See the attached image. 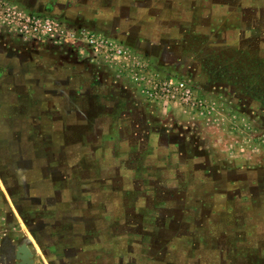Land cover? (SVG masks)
I'll return each instance as SVG.
<instances>
[{
  "label": "rangeland",
  "instance_id": "rangeland-1",
  "mask_svg": "<svg viewBox=\"0 0 264 264\" xmlns=\"http://www.w3.org/2000/svg\"><path fill=\"white\" fill-rule=\"evenodd\" d=\"M156 1L153 12L145 0L138 18L172 12L175 46L165 50V36L156 55L137 59L134 43L93 32L80 33L78 56L66 46L68 35L57 45L67 28H87L83 12L92 13L95 3L113 21L105 34L117 35L127 17L121 12L136 11L134 1L115 7V0H0L19 16L56 22L55 37H25L15 23L1 21L0 32L33 42L49 60L81 63L78 73L63 76L79 83L67 92L84 96L94 119L91 128L64 122L83 138L64 151L78 192L57 207L53 201L51 214L26 216L36 222L31 232L18 215L8 230L2 220L9 216L0 215V264L20 262L24 238L27 245L18 247L32 254L31 264H264V48L211 50V41L187 34L179 45V31L189 27L188 0ZM196 23L184 32L197 30ZM90 34L107 48L95 51ZM170 82H185L201 108L185 104L179 92L167 97Z\"/></svg>",
  "mask_w": 264,
  "mask_h": 264
},
{
  "label": "crops",
  "instance_id": "crops-1",
  "mask_svg": "<svg viewBox=\"0 0 264 264\" xmlns=\"http://www.w3.org/2000/svg\"><path fill=\"white\" fill-rule=\"evenodd\" d=\"M106 1L111 0H104ZM122 1L127 7L134 1L133 7L137 10H131L129 15H126L129 13L128 9L121 12V15L127 17L118 22L117 35L105 34L109 33V26L113 21L103 16L107 13L102 7L103 4L95 3L92 13L83 12V24L87 28H67L63 38L68 35L69 40L64 38L57 45L70 41L66 46L75 49L74 52L78 56L83 50L77 40L82 31H87L107 38H124L134 43L138 49L131 53L137 59H142L144 52L156 55L157 48H160V39L165 36L167 40L170 39L165 41V50L175 46V40L172 38L177 32L174 33V28L171 29L170 26L175 20L172 12L171 15L166 12L164 15L167 16H161L159 10L156 16L146 15L151 19L142 21L138 18V8L145 0ZM148 1L150 8H154L153 12H156L158 1ZM111 4L105 7L109 8ZM120 4L119 0H115V7H120ZM198 5L200 7L197 14L195 10ZM186 6L189 8L185 14L190 17L187 20L189 27L179 31V45L183 44V38L187 34V37L193 35L208 39L211 43L206 46L211 50L216 46L219 49L232 46L251 51L264 48V0H188ZM28 8L30 7L27 4L25 11L28 12ZM191 20L197 22V30L184 32L192 28L189 24ZM167 21L169 30L165 29ZM13 37L20 39L23 45H16ZM33 45L31 41L16 37L13 31H8V34L0 32V215L9 216L2 220V223L9 227L8 230H15V222L18 223L16 219L13 222V217L21 216L23 227L30 232L36 228L32 226L36 225V222H30L26 216L51 214L50 204L53 201L57 207L65 197L69 198L78 192L64 151L75 150L77 143L83 138L79 136V139H76V131L69 132V128H91L94 122L83 106L84 96L67 92L69 87L75 85L77 88L79 83L74 84V81L63 76V72L78 73L84 68L81 63L58 60L59 55L49 60L47 52L35 49ZM87 68L91 70L90 67ZM70 118L73 120L72 127L65 126V120ZM58 134L59 140L56 136ZM79 169L78 165V171ZM87 174L85 170V176ZM53 212L58 214V210ZM26 241L27 238H24L18 246L27 245ZM18 246L17 248H20Z\"/></svg>",
  "mask_w": 264,
  "mask_h": 264
},
{
  "label": "built area",
  "instance_id": "built-area-1",
  "mask_svg": "<svg viewBox=\"0 0 264 264\" xmlns=\"http://www.w3.org/2000/svg\"><path fill=\"white\" fill-rule=\"evenodd\" d=\"M0 17V21L3 23H15L19 33L25 37H55L61 31L54 20L39 16H19L15 8L6 2H0ZM87 41L95 51L107 48V42L95 34L88 35ZM116 53H120V51L117 50ZM170 83L164 88L167 97L174 98L177 92H179L180 98L185 104L201 108V102L193 97L191 90L187 88L188 85L185 82H178L175 86H173L172 82Z\"/></svg>",
  "mask_w": 264,
  "mask_h": 264
},
{
  "label": "water",
  "instance_id": "water-1",
  "mask_svg": "<svg viewBox=\"0 0 264 264\" xmlns=\"http://www.w3.org/2000/svg\"><path fill=\"white\" fill-rule=\"evenodd\" d=\"M18 251H21L25 254V261L24 257H20V255L18 256V258L20 259V262L18 264H31L28 260V257L30 256V252L28 251V249L25 247H20Z\"/></svg>",
  "mask_w": 264,
  "mask_h": 264
},
{
  "label": "bare ground",
  "instance_id": "bare-ground-1",
  "mask_svg": "<svg viewBox=\"0 0 264 264\" xmlns=\"http://www.w3.org/2000/svg\"><path fill=\"white\" fill-rule=\"evenodd\" d=\"M31 254V253H30ZM20 255V254H19ZM32 255V254H31ZM20 257H24V261H25V254L24 253H22L21 255H20Z\"/></svg>",
  "mask_w": 264,
  "mask_h": 264
}]
</instances>
